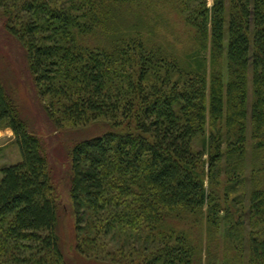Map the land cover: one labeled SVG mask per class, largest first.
<instances>
[{
  "label": "trees",
  "instance_id": "trees-1",
  "mask_svg": "<svg viewBox=\"0 0 264 264\" xmlns=\"http://www.w3.org/2000/svg\"><path fill=\"white\" fill-rule=\"evenodd\" d=\"M8 1L0 0L5 27L24 44L55 124H112L71 151L78 224L111 207L112 225L141 224L160 244L137 264H264V0H169L193 32L185 59L150 40L157 20L146 0H28L17 21ZM4 125L23 160L1 171L0 264H47L60 251V205L42 143L0 75ZM197 225L205 248L187 236ZM24 242L36 253L26 255Z\"/></svg>",
  "mask_w": 264,
  "mask_h": 264
},
{
  "label": "rangeland",
  "instance_id": "rangeland-1",
  "mask_svg": "<svg viewBox=\"0 0 264 264\" xmlns=\"http://www.w3.org/2000/svg\"><path fill=\"white\" fill-rule=\"evenodd\" d=\"M28 0H9L8 4L14 6L11 9V20L25 17L22 9ZM68 1V0H67ZM65 0V2H67ZM150 18L155 16L156 23L150 40L160 41L180 58L185 59L194 45L193 32L188 27L180 14H177L169 0L160 3L157 0H146ZM153 2V3H150ZM208 5H213V0H208ZM18 9V10H17ZM16 10V11H15ZM129 13L124 15L127 20ZM9 16L0 12V75L7 92L15 99L22 118L28 124L29 130L37 136L43 152L48 158L50 173L55 186L58 203L60 205V224L58 235L60 238V251L55 256L47 255V264H137L153 252L160 244L159 238L154 237L148 229L136 223L134 226L120 221L113 222L114 209L106 208L99 213L87 212L85 221L78 224L75 211L73 210L70 196L71 185V151L74 145L84 139L101 137L112 131V124L105 119L92 121L86 125L74 126L66 123L60 127L49 116L46 100L39 97L33 77L29 70L28 55L24 44L11 35L6 29V20ZM116 24V23H114ZM161 33V36L159 35ZM225 54L223 57L224 75L227 79V47L226 39ZM252 93H250V98ZM209 125L206 134L199 136L194 141V150L202 151L204 143L209 136ZM248 156L245 173L246 184L242 193H245L243 204L247 212L250 209L251 194V130L248 128ZM207 156H205V160ZM22 153L16 141L13 130L4 125L0 129V180L1 171L9 166L22 162ZM226 180V177H221ZM119 213V212H117ZM117 218V217H115ZM223 228L220 229L222 238ZM187 232L191 242L198 247L201 243L206 246V228L193 226ZM219 238V237H218ZM22 251L26 255L36 253L35 250L27 249L31 243L24 242ZM221 247L223 240L220 241ZM59 257L60 262L57 261ZM202 257H205L204 252ZM33 264V263H29ZM219 264H224L221 259Z\"/></svg>",
  "mask_w": 264,
  "mask_h": 264
}]
</instances>
